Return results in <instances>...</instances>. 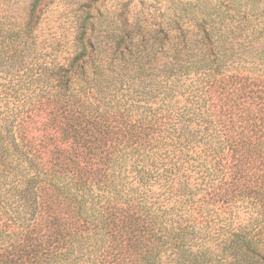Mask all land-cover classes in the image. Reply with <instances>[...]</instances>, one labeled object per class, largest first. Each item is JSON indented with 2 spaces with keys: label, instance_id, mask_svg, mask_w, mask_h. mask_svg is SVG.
I'll return each instance as SVG.
<instances>
[{
  "label": "trees",
  "instance_id": "16d2710c",
  "mask_svg": "<svg viewBox=\"0 0 264 264\" xmlns=\"http://www.w3.org/2000/svg\"><path fill=\"white\" fill-rule=\"evenodd\" d=\"M85 23L61 59L0 30V264H264V0Z\"/></svg>",
  "mask_w": 264,
  "mask_h": 264
},
{
  "label": "rangeland",
  "instance_id": "374dc122",
  "mask_svg": "<svg viewBox=\"0 0 264 264\" xmlns=\"http://www.w3.org/2000/svg\"><path fill=\"white\" fill-rule=\"evenodd\" d=\"M33 1L0 0V30L5 32L10 27L12 31H18L21 37H32L30 40L35 41L36 47L43 51L42 56L51 54L50 58L61 59L73 50L72 38L84 18L87 20L85 25L89 26L92 23H119L124 17L130 20L140 18V9L158 15L165 10L170 0H41L32 18ZM199 77L191 75L184 78L182 83L185 86L193 84L192 89H196L200 85L197 81ZM5 89L0 87V111L7 108L11 111L18 105L16 98L19 96L12 94V88L10 91ZM194 177L195 174L191 180ZM251 214L249 205L238 202L229 209H215L203 225L209 228L210 235L215 238L221 227L227 230L229 226L245 223Z\"/></svg>",
  "mask_w": 264,
  "mask_h": 264
}]
</instances>
